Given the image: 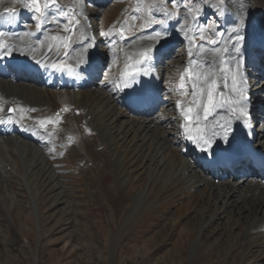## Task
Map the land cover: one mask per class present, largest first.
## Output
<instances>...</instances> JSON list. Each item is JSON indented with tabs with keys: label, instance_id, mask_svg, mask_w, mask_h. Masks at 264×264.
Segmentation results:
<instances>
[{
	"label": "bare ground",
	"instance_id": "bare-ground-1",
	"mask_svg": "<svg viewBox=\"0 0 264 264\" xmlns=\"http://www.w3.org/2000/svg\"><path fill=\"white\" fill-rule=\"evenodd\" d=\"M41 1L43 3V0ZM215 1H209L204 6L203 15L204 17L212 13L221 15L219 32L222 35L219 37L216 36V27L206 28L204 20L203 25L207 30L204 33L205 39L201 40L198 20L192 17L191 13L187 14V9L167 18L163 28L160 24L152 23L139 30L135 24L138 23V19L143 22L145 7L141 5L139 10H136V1L133 7L131 6L130 14L117 15L112 24V27H115L107 29L106 33L111 30L107 36L113 35L114 44L117 45L112 46L109 44L111 42L107 41L104 47L102 38L106 35L103 30L98 33L97 39L92 37L94 34L92 31L98 32L95 20L104 15L106 10L103 5L108 4V0H92L93 3L90 0L88 11L84 9L86 0H57L58 11L72 14L74 10L78 13L77 19L80 23L72 26L71 32L67 33L63 31L66 25L65 17H60L51 10L52 7L57 8L55 6L47 9L46 19L41 29L37 30L34 12L14 0H0V41L5 45V49H0V53L8 47L12 48L10 55L0 54L2 70L7 72L6 76L0 75V189L7 191L5 177L9 176V173H14L17 158H20L23 164H27L25 177L21 176L26 184L34 172H39L37 180L50 182L62 193L63 184L60 182L62 176L55 173L56 168L53 167L55 161L73 158L74 173L80 177L85 176L87 170H84L80 165L82 163L79 162L87 159L94 162L90 152L94 150L98 157L104 158L110 164L117 176L115 180L119 188H116L115 199L127 203L132 197V217L145 207L151 211L161 212L171 209L169 219L167 218L163 228L151 235L149 242L160 237L164 240L166 230L176 231V240L170 249L176 251L179 247L182 249L180 244L186 242V237L190 236L195 218L202 222L200 226L202 231L209 221L228 218V225L218 229L219 234L225 237L227 235L239 243L257 240L260 246H257L255 254H258L257 258L264 260V184L261 183L264 173L253 175L255 173H250L245 162L240 168L233 170V175L225 172L221 177L213 176L211 172L203 170L198 157L203 152L186 138L181 127L185 122L176 104L177 100H182L185 107L190 106L191 96L180 95L178 89L180 76L190 60L202 59L198 47H192L193 56L189 57L188 50L191 45L185 38L184 30L188 29V36L193 37L192 45L197 42L206 50L213 47L222 48L233 35L231 32L233 21L239 19L237 10L240 4L244 3L242 13L245 20V27L242 30L244 37L250 24L253 25L249 40L246 42L244 39L241 44V55L244 61H247H243V71L248 93L251 92L254 97L247 103L249 113L247 124L243 118L237 120L229 117L225 107L218 108L207 120L203 119L204 113L201 109L199 111L201 120L198 125L210 134L214 130L220 131L216 126L217 122L222 124L225 119L231 120L227 143L222 136L216 137L210 149L211 153L234 148L247 135L252 136L253 126L261 124L264 127V104L255 100V96L264 90V80H260L253 89L250 87V82H256L264 76V9L255 6L252 0H226L221 6L223 10L218 11L219 2ZM170 2L168 1L167 5L174 9ZM179 5L180 8L176 9H184L183 0ZM13 8L16 10L14 17H9L5 9ZM165 11L158 9L153 13L165 17ZM224 12L228 18H222ZM160 16L156 20H161ZM131 17L132 19H129ZM122 22L126 23V28L122 33H118L116 27ZM156 31H166L167 35L159 41L149 39ZM69 35L71 42L68 48L63 46L62 39H53ZM209 37L217 39L218 43L207 44ZM176 44L186 50L181 59L182 73L173 78L176 80V86L173 88L171 86L173 79H170L175 75L172 71L177 61L172 55V48ZM49 45H52L51 49ZM148 48L152 49L151 60H143L138 64L137 61H142L140 54ZM114 50H118L119 53L114 54ZM205 55L209 60L212 59L211 53L206 52ZM106 56L108 62L103 59ZM164 56H168L166 62L162 61ZM38 60L41 63H37ZM61 62L74 66L82 82L81 85H76L67 81L64 86L65 94H58L60 97L66 96V99L59 103L55 97L56 90L52 88L55 77L48 71L49 67H42L41 64ZM18 65H29L27 69L31 75L23 69V72L16 76L14 70ZM142 68L147 69L148 75H144L143 71L137 74V69ZM96 76L99 78L96 79ZM100 80L101 82H98ZM125 80L131 87L135 82L147 84L148 89L153 86L157 103L145 115L135 114L128 108L131 87H124ZM188 90L191 91L190 85ZM221 90H224L223 85ZM224 91L227 96L229 90ZM60 97L58 96L59 99ZM65 108L67 111H63ZM257 113L259 115H256ZM222 117L225 119H221ZM42 120L53 122L59 120V123H47L42 127L40 124ZM192 127L193 129L196 127V122H193ZM69 137H72V143H69ZM77 145L80 149L76 148ZM55 146L58 148L55 149ZM257 146L264 151V131ZM237 176L246 179L244 181L242 178L240 184L241 178L234 179L238 182H233L232 178ZM222 177H226V180L222 181ZM117 205L118 203L114 205L115 213ZM257 214L263 217L256 218ZM232 217L236 219L233 221L230 219ZM182 218H186L187 221L179 227L178 221ZM240 220L247 225L244 227V224L237 223ZM253 229L254 232L251 231ZM196 244L197 238L194 240L193 249L197 247ZM154 247L156 244L148 250Z\"/></svg>",
	"mask_w": 264,
	"mask_h": 264
},
{
	"label": "rangeland",
	"instance_id": "rangeland-1",
	"mask_svg": "<svg viewBox=\"0 0 264 264\" xmlns=\"http://www.w3.org/2000/svg\"><path fill=\"white\" fill-rule=\"evenodd\" d=\"M108 1V4L103 5L106 10L104 15L95 20V27H98V32H96L97 30L92 31L94 32L92 37L96 39L101 30L106 33L107 29L115 27H112V24L117 15L127 16L130 14L132 11L131 6L133 7L136 1L135 9H139L141 5L145 7L143 22L138 19V23L135 24L139 30L142 29V23H144L143 25L147 24L150 14L155 20L160 16L153 13L154 10L186 11L185 7L184 9H171L167 5L168 1L171 0ZM209 1L215 0H183V3H188L193 8L194 11L191 15L197 18L199 28H205V26L206 28H212L214 26L217 33L220 31L221 15L217 13L205 17L203 15V8ZM252 1L255 6L261 10L264 9V0ZM181 2L182 0H178V4ZM170 3L173 8L172 2ZM89 6L90 1L87 0L84 3L86 11L89 10ZM51 10L58 13V8L52 7ZM140 12L142 13V8ZM222 14V18H228L226 12ZM202 15L203 18H201ZM129 19H132V17ZM160 19H165V17L160 16ZM65 21L68 24L69 17ZM252 26L250 24L247 29L246 42L249 40ZM125 28L126 23L122 22L116 27V30L118 33H122ZM206 28L205 30H207ZM102 39L104 47H106L105 43L107 41H110L109 44L112 46L117 45V43L114 44L115 38L113 35L111 37L106 35ZM117 41L119 40L117 39ZM177 45L172 48V55L175 56L177 62L172 71L175 75H172L170 80L177 78L182 73L181 59L184 57V50L186 49L179 48ZM193 45H198V43L195 42ZM121 51L122 49H120ZM117 53H119L118 50H114V54ZM103 59L108 62V56ZM167 59L168 56H164L162 61L166 62ZM261 64L263 65V60ZM96 77V79L99 78V76ZM260 80H264V77L262 76L256 82H250L251 89L257 86ZM98 82H101V80ZM171 86L173 88L176 86V80L173 79ZM56 93V100L62 103L66 96L60 97L58 94L64 95V93L58 91ZM256 99L260 104H264V90L255 96ZM256 107L257 104H255ZM254 131L256 139L259 140L264 127L258 124L254 126ZM57 148L58 146H55V149ZM76 148L80 149L78 145ZM90 152L94 162L88 159L79 162L82 163L80 165L83 166V169L87 170L85 176L80 177L74 173L75 163L73 158H63L55 161L54 165L56 167L53 165L57 171L55 173L62 176L60 180L63 184L62 193L56 186L55 189L50 182L37 180L36 176L39 172H34L30 177L31 179H28L29 183L26 184L27 182L25 183L21 176L25 177V165L27 166V164H23L20 158H17V168H15L14 173H9V176L5 177L7 181L6 193L2 188L0 189V264H264V260H260V258H257L258 254H255L257 246H260L257 240L239 243L236 240H231L227 235L225 237V235L219 234L218 229L228 225V218L217 219L215 222L209 221L203 231L200 230L202 222L200 223L199 219L195 218L190 236L186 237V242L180 244L182 249L179 247L176 251L170 250L171 245L176 240V231L166 230V233L163 231L162 234H166L164 240L160 237L153 242H149L151 235L158 232L161 227L163 228L167 218L170 217L171 209L161 212L151 211L148 207H145L147 209L142 208L132 217V197L129 198L127 203L115 199L116 188L119 187L116 186L115 178L117 176L113 168L104 158L98 157L96 151L90 150ZM240 178V176H237L234 179L239 180ZM242 178L239 184L242 182ZM234 179H232L233 182H238ZM245 179L243 178L244 181ZM217 182L216 179V184ZM261 183L264 184V180ZM115 203H118L117 213H115ZM260 217L263 216L256 215V218ZM185 219H179V227L184 225L187 221ZM230 219L234 221L236 218L232 217ZM237 223L244 224L242 220L237 221ZM246 225L245 223L244 227ZM251 231L254 232V229ZM196 238L197 247L193 249ZM155 244L156 247L148 250Z\"/></svg>",
	"mask_w": 264,
	"mask_h": 264
},
{
	"label": "snow or ice",
	"instance_id": "snow-or-ice-1",
	"mask_svg": "<svg viewBox=\"0 0 264 264\" xmlns=\"http://www.w3.org/2000/svg\"><path fill=\"white\" fill-rule=\"evenodd\" d=\"M14 2L22 3L24 7L28 8L30 11L35 13L34 18L36 19V29L40 30L42 24L46 19V11L49 7L55 6L59 8L57 4V0H14ZM172 6L174 9L179 7L178 0H171ZM226 0H219L217 5V10L222 11V5H224ZM184 7L187 9V12L193 13V8L190 4L185 3ZM245 5L244 3L240 4L239 9L237 10L238 20L233 21L234 26L231 28V32L233 35L229 37V39L225 42V46L213 47L210 49H205L204 46L201 45H192L193 37L188 36V29L184 30L185 38L189 40L190 47L188 50L189 57L193 56L192 47H198L200 49V55L202 59L200 61L190 60L188 66L185 68L184 73L180 76V83L178 85V89L180 90L181 96H191L190 106L185 107L184 102L182 100H177V108L180 109V115L187 122L181 125L184 129L185 136L188 140H190L197 149L201 152L208 153L212 155L210 149H212L213 142L216 137L222 136L223 140L227 143L229 137L228 133L231 130V120L225 119L224 123L217 122V127L220 131H212L210 134L201 129L198 125V122L201 120V116L199 115V111L202 109L204 116L203 119L207 120L209 116H212L216 110L223 109L227 107L229 117H234L235 119H244L247 124V117L249 115L247 109V101H248V87L247 80L244 76L243 71V61L244 58L241 55V44L244 41L245 37L242 35V30L245 27V20L242 15L244 11ZM139 10V9H136ZM15 9H5V12L9 17H14ZM197 12L199 10H196ZM59 16L69 17L68 24L64 25L63 31L70 32L71 27L79 24L80 21L77 19L78 13H73L69 16L68 12L59 11ZM178 15V12H168L165 11L164 16L165 19L155 20L149 15L147 24L141 25V27L148 26L152 23H158L163 28L167 23V18H171L173 16ZM135 19V17H133ZM53 22H55V17L53 18ZM123 28V26H122ZM105 33V35L110 34ZM200 39H205V28L200 27ZM29 35H31L29 33ZM167 32L156 31L152 37L149 39H156L159 41L163 36H166ZM222 34L217 32L216 36L219 37ZM54 40H63V46L68 48L71 42V36L64 37H53ZM208 44L216 45L218 43L217 39H213L209 37L207 39ZM230 45V47H229ZM52 45H49V49H51ZM59 47V45H57ZM0 49H5V45L2 41H0ZM152 49L148 48L140 55L142 57V61H137V63H142L143 60H151ZM12 52V48L8 47L3 53V55H10ZM206 52L212 54V59H208L205 55ZM235 53V55H233ZM83 61H81L82 63ZM37 63H41V61H37ZM42 67H52L55 69H59L63 71L65 68L69 67L65 65L63 62L61 63H52L49 65L41 64ZM143 71L144 75H148V71L146 68L137 69V74ZM188 85L191 87V91L188 90ZM221 85H223L224 90H229V94L226 96L225 91L221 90ZM124 87H131V84L125 80ZM143 102L141 97L133 95L131 97V103H140ZM11 111V109H10ZM23 111V109H21ZM63 111H67V109H63ZM59 115V114H57ZM11 122V121H9ZM196 122V127L193 129L192 124ZM47 123H59V120L53 122L48 120L40 121L41 126H45ZM195 132V134H193ZM69 143H72V137H69Z\"/></svg>",
	"mask_w": 264,
	"mask_h": 264
}]
</instances>
